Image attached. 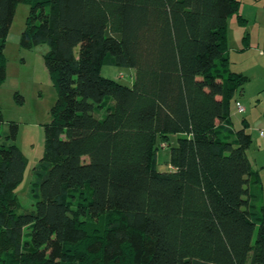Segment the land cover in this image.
Returning <instances> with one entry per match:
<instances>
[{
	"label": "trees",
	"instance_id": "trees-1",
	"mask_svg": "<svg viewBox=\"0 0 264 264\" xmlns=\"http://www.w3.org/2000/svg\"><path fill=\"white\" fill-rule=\"evenodd\" d=\"M20 3L30 9L19 44L48 45L57 98L33 167V210H19L30 160L16 144L18 123L2 131L0 109V264H83L84 255L122 264L127 254L135 264H264L249 123L236 133L221 125L248 81L230 68L226 42L231 16L247 24L240 1L0 0V87ZM105 63L135 69L133 85L104 77ZM159 139L169 142L165 163ZM85 189L90 200L76 214L66 198ZM84 215L109 218L95 240Z\"/></svg>",
	"mask_w": 264,
	"mask_h": 264
},
{
	"label": "rangeland",
	"instance_id": "rangeland-1",
	"mask_svg": "<svg viewBox=\"0 0 264 264\" xmlns=\"http://www.w3.org/2000/svg\"><path fill=\"white\" fill-rule=\"evenodd\" d=\"M29 9V3H20L17 7L4 50L7 59V78L0 87V109L4 115L2 131L8 132L11 122L18 123L19 132L16 144L30 160L24 181L18 188L21 204L19 210L34 209L36 199L33 195V187L37 176L33 171V167L43 155L44 126L51 120L50 111L57 98L52 76L44 59V54L49 49L48 45L43 44L32 49H24L19 44L20 35L26 26ZM234 19L235 17L229 19V25L234 24ZM233 57L237 61V69L245 67L244 63L240 66L241 60L238 59L239 57L235 53ZM254 61H259V57H256ZM247 71V73H243L248 78L244 91L242 93L237 92L235 98L238 100L234 99L231 108L236 125L239 126L244 118L249 123V132L252 138L248 151L250 160L253 164L264 165V136L261 135V130L264 129V63ZM101 74L128 86H132L135 80V69L120 67L115 64H103ZM17 92L24 97V102L20 103L18 101ZM236 101H241L245 106L246 111L244 113L237 111ZM111 105L112 101L107 99L102 108L97 110L99 116H104ZM170 143L172 145L177 143V135L170 137ZM158 144L163 148V150H160V154L162 162L165 163L169 155V142L167 139H159ZM159 169L168 170L171 167L162 164ZM89 197L90 191L85 189L81 194L79 191L70 194L66 198V202L78 214L79 208L88 204ZM80 218L91 227L94 240L100 237L99 235L102 234L109 221L108 217H102L97 222L85 215L80 216ZM74 253L79 257L85 254L84 251H75ZM83 258L86 259L83 264H91L87 261L90 257L87 258L84 255ZM122 264H135L131 260V254L125 256Z\"/></svg>",
	"mask_w": 264,
	"mask_h": 264
},
{
	"label": "crops",
	"instance_id": "crops-1",
	"mask_svg": "<svg viewBox=\"0 0 264 264\" xmlns=\"http://www.w3.org/2000/svg\"><path fill=\"white\" fill-rule=\"evenodd\" d=\"M239 1L241 3L239 14L246 18L247 24L246 26H242L239 23L238 15L231 16L230 18L235 17V19L233 21L234 24L231 25H229L230 18L227 21L226 42L229 47L230 68L232 69V71L247 73V70H249L250 68H254L264 63V0ZM246 32H248L250 36V47L246 50H243V36ZM234 53L236 56L239 57L238 59L241 60L240 66L244 63L245 67H240L239 69H237V61L233 57ZM256 57H259V61H254ZM243 91L240 92L242 93ZM235 97L234 99L238 100ZM234 99L231 101V104L234 103ZM233 115V110L231 108L230 121L227 123L223 122L221 123V125H224L225 127H230L232 131L236 133L237 130L242 127V122L239 123V126L236 125ZM249 148L250 146L247 149V154ZM251 163L254 171H258L260 174L261 186H258L257 183L252 182L250 186V204L252 208L257 211L259 209L264 210V165H259L258 163H255V165L252 161ZM168 166L172 168L171 165Z\"/></svg>",
	"mask_w": 264,
	"mask_h": 264
},
{
	"label": "built area",
	"instance_id": "built-area-1",
	"mask_svg": "<svg viewBox=\"0 0 264 264\" xmlns=\"http://www.w3.org/2000/svg\"><path fill=\"white\" fill-rule=\"evenodd\" d=\"M235 107L239 112L245 111V106L240 101L235 102ZM261 135L264 136V129L261 130Z\"/></svg>",
	"mask_w": 264,
	"mask_h": 264
}]
</instances>
